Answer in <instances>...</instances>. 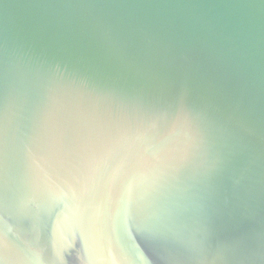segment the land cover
Returning a JSON list of instances; mask_svg holds the SVG:
<instances>
[{
  "label": "water",
  "instance_id": "1",
  "mask_svg": "<svg viewBox=\"0 0 264 264\" xmlns=\"http://www.w3.org/2000/svg\"><path fill=\"white\" fill-rule=\"evenodd\" d=\"M0 264H264V0H0Z\"/></svg>",
  "mask_w": 264,
  "mask_h": 264
}]
</instances>
